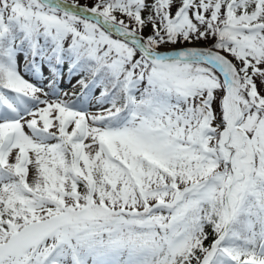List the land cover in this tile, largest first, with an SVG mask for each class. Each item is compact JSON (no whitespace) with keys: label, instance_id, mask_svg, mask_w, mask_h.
<instances>
[{"label":"snow or ice","instance_id":"6c2138e0","mask_svg":"<svg viewBox=\"0 0 264 264\" xmlns=\"http://www.w3.org/2000/svg\"><path fill=\"white\" fill-rule=\"evenodd\" d=\"M0 264H264V0H0Z\"/></svg>","mask_w":264,"mask_h":264}]
</instances>
